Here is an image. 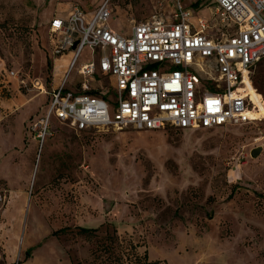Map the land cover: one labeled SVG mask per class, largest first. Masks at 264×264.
Instances as JSON below:
<instances>
[{"label": "rangeland", "instance_id": "1", "mask_svg": "<svg viewBox=\"0 0 264 264\" xmlns=\"http://www.w3.org/2000/svg\"><path fill=\"white\" fill-rule=\"evenodd\" d=\"M102 1L0 0V264L5 248L8 264H23L18 248L33 219L48 221L81 264L94 247L78 232L85 225L98 236L115 229L165 264H264V119L210 130L80 132L52 119L53 136L36 161L26 128L48 100L37 87L57 88L74 53H53L62 36L51 34L50 22L74 6L90 19ZM174 1L110 0L107 24L129 35L135 24L169 18ZM180 1L216 22L211 0ZM251 79L263 84L264 99V58ZM79 80L75 68L66 87ZM252 98L264 117V103ZM257 147L262 152L252 158Z\"/></svg>", "mask_w": 264, "mask_h": 264}, {"label": "built area", "instance_id": "2", "mask_svg": "<svg viewBox=\"0 0 264 264\" xmlns=\"http://www.w3.org/2000/svg\"><path fill=\"white\" fill-rule=\"evenodd\" d=\"M109 1L90 19L74 6L67 18L50 22L51 34L62 36L53 53H74L57 88L37 87L48 100L26 128L37 145L36 161L53 136L52 119L77 132L210 130L264 119L252 94L264 101L251 79L264 58V0H211L219 29L214 36L205 33L211 22L198 16L193 21V11L180 0L169 18L154 16L129 35L119 34L107 24ZM85 50L88 59L78 64ZM75 68L80 80L69 89ZM4 198L0 193V205Z\"/></svg>", "mask_w": 264, "mask_h": 264}, {"label": "crops", "instance_id": "3", "mask_svg": "<svg viewBox=\"0 0 264 264\" xmlns=\"http://www.w3.org/2000/svg\"><path fill=\"white\" fill-rule=\"evenodd\" d=\"M211 5L213 4L211 3ZM192 11L194 15L193 21H195L197 16L201 17V14L203 15L204 13V10H199L197 12L194 10ZM69 13L64 17H59V16L57 17L65 19L68 17ZM212 15L213 17L215 15V6H214V12L212 13ZM207 21L209 23L211 22L210 20H207ZM213 24L214 23L211 22L210 24L211 27L207 29L205 32L206 35L214 36L215 33L219 30L218 26L215 24L214 26H212ZM10 191L16 192V190L13 191L12 189H10ZM14 211H15V204L11 203L6 210L7 217L9 218V215L11 217V214H13ZM81 227L96 228V227L88 226V225L81 226ZM53 231L55 230L48 221L39 220L38 222L37 220L33 219V230L31 232H28L29 235L27 234L26 242H25V238L23 237L24 236L23 234L22 240H21V248H18L19 255H21L23 249L25 250L24 252H26V257L23 261V264H72L71 258H75L74 254L67 251L66 247H64L63 243L61 242V239L56 234H53ZM17 233L18 231L15 232V234ZM5 245L6 243H4L3 246L5 247ZM3 252L5 253L4 264L10 263L9 261L10 255L7 254V249L5 248Z\"/></svg>", "mask_w": 264, "mask_h": 264}, {"label": "trees", "instance_id": "4", "mask_svg": "<svg viewBox=\"0 0 264 264\" xmlns=\"http://www.w3.org/2000/svg\"><path fill=\"white\" fill-rule=\"evenodd\" d=\"M253 84L257 92L262 94L263 84L258 83V80ZM77 229L87 242L94 243V247L90 248V258L86 264H165L160 259H149L147 249L139 252L137 243L121 238L115 229L106 231L103 236H98L97 228L78 226ZM56 231H53V234H56ZM71 259L72 264H81L79 260Z\"/></svg>", "mask_w": 264, "mask_h": 264}, {"label": "water", "instance_id": "5", "mask_svg": "<svg viewBox=\"0 0 264 264\" xmlns=\"http://www.w3.org/2000/svg\"><path fill=\"white\" fill-rule=\"evenodd\" d=\"M76 44H74L73 48L75 47ZM262 152V148L261 147H257L251 150L250 155L252 158H256L257 156H259Z\"/></svg>", "mask_w": 264, "mask_h": 264}]
</instances>
